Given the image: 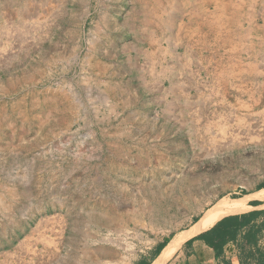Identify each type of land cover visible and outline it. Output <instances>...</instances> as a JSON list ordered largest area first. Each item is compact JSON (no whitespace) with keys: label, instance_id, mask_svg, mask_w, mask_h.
<instances>
[{"label":"rangeland","instance_id":"rangeland-1","mask_svg":"<svg viewBox=\"0 0 264 264\" xmlns=\"http://www.w3.org/2000/svg\"><path fill=\"white\" fill-rule=\"evenodd\" d=\"M217 5L0 0V264H134L264 181V0Z\"/></svg>","mask_w":264,"mask_h":264},{"label":"crops","instance_id":"crops-1","mask_svg":"<svg viewBox=\"0 0 264 264\" xmlns=\"http://www.w3.org/2000/svg\"><path fill=\"white\" fill-rule=\"evenodd\" d=\"M215 1L219 9L234 10L231 15L227 14L229 15L227 18L236 20V26L240 24L242 9L248 8L249 24L251 18H254L251 11L255 12L257 0ZM232 199L242 201L243 210L226 213L214 220L207 228L186 237L164 264H264V228L260 226L264 222V187L245 190ZM206 212L186 228L173 234L162 247L159 245L165 240L157 243L152 249L153 255L150 258L143 256L134 264H151L174 235L192 230ZM251 235L252 240H250Z\"/></svg>","mask_w":264,"mask_h":264},{"label":"bare ground","instance_id":"bare-ground-1","mask_svg":"<svg viewBox=\"0 0 264 264\" xmlns=\"http://www.w3.org/2000/svg\"><path fill=\"white\" fill-rule=\"evenodd\" d=\"M242 207V201L240 202L233 199L227 201L226 199H220L213 205L211 210L206 212L205 216L192 230L174 235L159 257L152 261L151 264H164L186 237L207 228L214 220L226 213L241 211Z\"/></svg>","mask_w":264,"mask_h":264},{"label":"trees","instance_id":"trees-1","mask_svg":"<svg viewBox=\"0 0 264 264\" xmlns=\"http://www.w3.org/2000/svg\"><path fill=\"white\" fill-rule=\"evenodd\" d=\"M262 187H264V181L261 182V183H259V184L257 185V188H262ZM260 226L264 228V222H262V223L260 224ZM252 239H253V236L251 235V236H250V240H252ZM165 242H166V240H165L164 242L160 243L159 246L162 247V246L165 244Z\"/></svg>","mask_w":264,"mask_h":264}]
</instances>
